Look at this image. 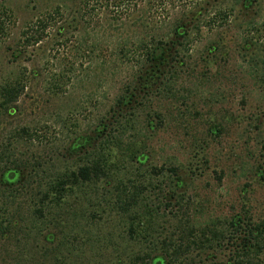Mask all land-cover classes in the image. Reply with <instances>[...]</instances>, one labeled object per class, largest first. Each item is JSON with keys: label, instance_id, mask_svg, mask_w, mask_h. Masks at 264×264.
Returning <instances> with one entry per match:
<instances>
[{"label": "rangeland", "instance_id": "rangeland-1", "mask_svg": "<svg viewBox=\"0 0 264 264\" xmlns=\"http://www.w3.org/2000/svg\"><path fill=\"white\" fill-rule=\"evenodd\" d=\"M14 81L0 219L15 214L16 227L1 234L0 264L246 259L247 231L264 222V0H0V90ZM102 157V181L42 201ZM122 184L137 197L126 213Z\"/></svg>", "mask_w": 264, "mask_h": 264}, {"label": "trees", "instance_id": "trees-1", "mask_svg": "<svg viewBox=\"0 0 264 264\" xmlns=\"http://www.w3.org/2000/svg\"><path fill=\"white\" fill-rule=\"evenodd\" d=\"M180 29L177 28L176 32H175V37L177 39H179L180 37H183V33L179 32ZM36 36H33V40L38 41V38L35 39ZM162 43H160L159 45H157L156 47L153 48V51H151V53H149V61L152 63V65H156L159 64L160 66H163V54H164V49L161 45ZM175 46V45H174ZM159 65H156V67H154L153 71L151 72L152 74L156 72H160L159 71ZM149 71L147 72V75ZM154 78H157L156 75H151L148 78H145L144 80V84L141 85L142 88H140V90H136L139 92H147L149 93V91H151L152 86L155 84V80ZM151 81V84H150ZM152 85V86H151ZM24 90V85L21 84L20 81H14V82H10L7 83L5 86H3L0 90V114L2 112V110L4 108H6L9 105L14 104L18 98L21 96V94L23 93ZM135 97L134 95H131L130 97L124 98L128 103L130 100V98ZM84 142H86V140H80L79 144L80 148H84L85 144ZM102 160V161H101ZM100 162H98L97 160L92 162V164L89 163H85L82 166H80L79 168H77L76 170H74L73 172H71L69 175L66 174L64 178H61L58 182H56L53 186H51V188H49L46 193H44V196L42 198V201H45L46 199H48L49 197H57V200H61L63 197H65V195L70 192L71 188H74L77 185H86L89 183H98L99 181H102V178L106 177V170L104 169V164H106L105 162H103V157L101 158ZM13 166L15 165V163L12 164ZM11 171V170H9ZM14 171H12V173H9V176L12 177L14 175L13 173ZM123 185V184H122ZM4 191H2L0 189V194H3ZM117 198L115 201V207H117V209L119 211H122L124 213L131 211L137 203V197L134 193H131L127 190V187L125 185H123V188H121L120 190L117 189L116 192ZM41 215V211L39 212ZM5 214V212H4ZM16 218V215L14 214L11 217L8 218H1L0 219V238H2L1 234L3 232H6L9 229L11 231L15 229L16 225L14 223H12V221H14V219ZM18 218V217H17ZM7 223V224H5ZM239 223L238 221V216H236V218L232 221L231 226L236 227L237 224ZM142 226H144V222L142 221V218L139 216V218L134 219L130 224H129V231L133 232H137L138 229H140ZM264 236V222L261 223L260 225H256L255 227H253L252 229H249L247 231V238H245L244 240V246H242L243 248H247L246 250V259L243 260L241 262H237L236 264H264V244H260L262 243L261 238H263ZM53 237V236H51ZM47 240H49L47 238ZM260 240V241H259ZM60 253V251L58 250L57 253V257H59V260H62L60 256H58ZM166 257H168L170 259L169 264H180L181 261H177V259L175 258L176 255H169L166 254ZM261 256H263V258H260ZM236 258V257H235ZM59 260L57 261V263H59ZM136 264H164L163 259H154L153 261H149L148 258L143 259L140 261V263H136Z\"/></svg>", "mask_w": 264, "mask_h": 264}, {"label": "flooded vegetation", "instance_id": "flooded-vegetation-1", "mask_svg": "<svg viewBox=\"0 0 264 264\" xmlns=\"http://www.w3.org/2000/svg\"><path fill=\"white\" fill-rule=\"evenodd\" d=\"M73 148H74V146H73ZM9 173H12V171H9V170H8V171L6 172V174L4 175V180L6 179L7 182L12 181V179H13V178H12V179H9V178H8ZM13 173H14V178L17 177V174H18V173H17V172H13ZM3 184H4V182H3Z\"/></svg>", "mask_w": 264, "mask_h": 264}]
</instances>
